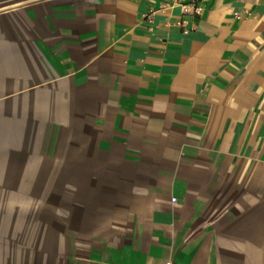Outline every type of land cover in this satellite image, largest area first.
Here are the masks:
<instances>
[{"label":"crops","instance_id":"obj_1","mask_svg":"<svg viewBox=\"0 0 264 264\" xmlns=\"http://www.w3.org/2000/svg\"><path fill=\"white\" fill-rule=\"evenodd\" d=\"M190 2L0 0V264H264V0Z\"/></svg>","mask_w":264,"mask_h":264},{"label":"built area","instance_id":"obj_2","mask_svg":"<svg viewBox=\"0 0 264 264\" xmlns=\"http://www.w3.org/2000/svg\"><path fill=\"white\" fill-rule=\"evenodd\" d=\"M176 1H182V0H176ZM202 1L203 0H191L189 5L192 6L194 13L200 14L202 12V10H203V6L201 4ZM186 7H187V5H185V10L188 11V9ZM153 13H154V11L152 10V12L147 15V18L149 20L152 19ZM185 32H187V30H185Z\"/></svg>","mask_w":264,"mask_h":264}]
</instances>
